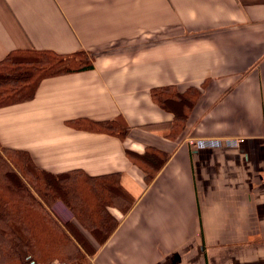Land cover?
Here are the masks:
<instances>
[{"label":"crops","instance_id":"crops-1","mask_svg":"<svg viewBox=\"0 0 264 264\" xmlns=\"http://www.w3.org/2000/svg\"><path fill=\"white\" fill-rule=\"evenodd\" d=\"M16 50L91 55L0 108V147L51 175L114 176L133 200L108 208L102 245L53 207L94 247L85 264H264V0H0V61ZM163 89L197 94L174 135L182 104L160 107ZM127 152L166 160L146 183Z\"/></svg>","mask_w":264,"mask_h":264},{"label":"trees","instance_id":"trees-1","mask_svg":"<svg viewBox=\"0 0 264 264\" xmlns=\"http://www.w3.org/2000/svg\"><path fill=\"white\" fill-rule=\"evenodd\" d=\"M91 68V55L84 51L67 55L48 50L12 51L0 61V108L30 100L44 78ZM27 72L29 75L25 74L22 81L17 77ZM20 81L21 86L16 84ZM196 96L178 95L169 89L152 92V99L162 108L174 102L182 104L170 135L182 129ZM97 128L110 135L125 133L119 122L101 123ZM20 155L25 157L23 161H17ZM127 155L140 166L146 183L166 160V156L155 152L142 156L127 152ZM46 196L63 200L80 226L98 239V245L104 243L117 225L108 208L115 207L126 214L133 204L114 176L51 175L38 170L26 154L0 147V264H46L57 257L62 261L60 264H67L94 254V247L76 225L69 221L62 223L52 214L53 210L48 211Z\"/></svg>","mask_w":264,"mask_h":264},{"label":"rangeland","instance_id":"rangeland-1","mask_svg":"<svg viewBox=\"0 0 264 264\" xmlns=\"http://www.w3.org/2000/svg\"><path fill=\"white\" fill-rule=\"evenodd\" d=\"M85 57V56H84ZM83 57V58H84ZM8 73H10V72H8ZM29 75L28 74V72L27 73H24V74H22V75H19V76H17V77H19V79L22 81L23 80V78H26V75ZM16 77V76H15ZM20 81V82H21ZM17 85H19V86H21L22 84H23V82H21V83H16ZM15 84V85H16ZM15 98H17V97H15ZM174 106H176L175 104H173ZM173 106V107H174ZM175 109V108H174ZM18 160L17 161H23L22 160V158H24L25 159V157H23V155H20V156H17L16 157ZM11 159H13L12 158V156H11ZM74 179H76V178H74ZM110 181H112V180H110ZM72 181H70L69 180V183H71ZM24 183H26V182H24ZM35 194V193H34ZM36 196V198L39 200V197L37 196V195H35ZM44 200H46L47 201V208H48V211H51V210H53V212H52V214H54L55 216H57V218L59 219V221L60 222H62V223H65V222H67L68 220H62L56 213H55V211H54V209H53V207L54 206H58V205H64L65 206V208H66V210L68 211V214H69V216H70V218H73L74 219V216L75 215H73V212L72 211H70V208L69 207H67V205L64 203V201L63 200H61V199H59V198H57V197H54V196H52V197H49V196H46V198H44ZM68 200L70 201V202H72L71 201V196H69L68 197ZM77 216H80L79 214H77ZM75 220V219H74ZM70 251V250H69ZM61 259L60 258H54V259H52L51 261H49L48 263H46V264H52V263H54V262H57V263H59L60 264V262H62V261H60ZM88 261V259H86L85 257L84 258H82V259H80V260H76V261H73V262H68L67 264H85L86 262Z\"/></svg>","mask_w":264,"mask_h":264},{"label":"built area","instance_id":"built-area-1","mask_svg":"<svg viewBox=\"0 0 264 264\" xmlns=\"http://www.w3.org/2000/svg\"><path fill=\"white\" fill-rule=\"evenodd\" d=\"M52 264H59V263H57V262H54V263H52Z\"/></svg>","mask_w":264,"mask_h":264}]
</instances>
